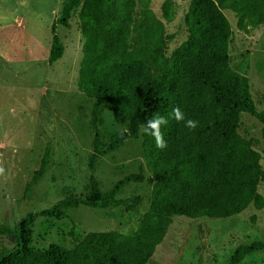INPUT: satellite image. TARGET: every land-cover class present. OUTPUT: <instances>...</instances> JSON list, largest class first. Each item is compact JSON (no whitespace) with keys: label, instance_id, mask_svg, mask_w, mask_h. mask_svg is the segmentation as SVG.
<instances>
[{"label":"trees","instance_id":"obj_1","mask_svg":"<svg viewBox=\"0 0 264 264\" xmlns=\"http://www.w3.org/2000/svg\"><path fill=\"white\" fill-rule=\"evenodd\" d=\"M150 0H63L60 15L51 29L47 64L63 52L55 26L69 28L75 15L82 38L76 89L93 101L95 121L101 109L124 121L104 152L129 140L139 147L151 185L147 212L136 230L87 232L65 249L50 244L40 250L31 246L35 217L66 218L80 206L92 210L123 207L129 201L114 196L125 182H139L130 175L107 192L89 180L86 196L65 197L37 213H26L12 226L0 225V235L11 237L13 246L0 250V264H148L164 238L172 217L225 219L251 205L262 209L257 192L264 182L255 140L238 134L241 113L260 124L264 140V113L257 111L246 77L229 66L231 30L222 11L233 13L236 28L248 34L264 26V0H189L183 17L185 39L166 54L164 22L173 20L170 0L160 6L161 20L149 8ZM179 107L185 120L177 122L172 110ZM154 115L168 123L161 131L167 147L155 146L139 125ZM198 121L195 130L185 127ZM46 157L25 183L23 194L43 174ZM264 251V241L238 245L225 264H239L253 253Z\"/></svg>","mask_w":264,"mask_h":264},{"label":"rangeland","instance_id":"obj_2","mask_svg":"<svg viewBox=\"0 0 264 264\" xmlns=\"http://www.w3.org/2000/svg\"><path fill=\"white\" fill-rule=\"evenodd\" d=\"M62 1L0 0V162L6 170L0 177V225L12 226L26 213H37L65 197L86 196L90 179L101 192L130 175L141 181L125 182L114 196L129 201L131 210L80 206L62 220L35 217L31 246L40 250L50 244L70 249L87 232L135 231L147 212L151 190L139 140L104 152L125 123L103 108L94 121L93 101L76 89L82 38L75 15L67 21L69 28L55 26L63 52L52 64L46 62ZM162 1L149 3L159 20ZM170 2L174 16L164 22L166 54L185 39L183 17L189 0ZM222 13L231 30L229 66L247 78L254 105L264 113V26L245 34L236 28L231 11ZM260 129L254 117L241 113L237 132L256 141L253 149L264 171ZM44 156L43 174L23 194ZM257 192L264 198V182ZM254 241H264V205L260 210L249 205L225 219L172 217L148 264H225L236 246ZM13 244L11 237L0 235V250ZM239 264H264V251Z\"/></svg>","mask_w":264,"mask_h":264},{"label":"clouds","instance_id":"obj_3","mask_svg":"<svg viewBox=\"0 0 264 264\" xmlns=\"http://www.w3.org/2000/svg\"><path fill=\"white\" fill-rule=\"evenodd\" d=\"M172 117L177 121H184L185 116L179 107H175L172 110ZM168 123L167 119L160 115H154L152 118L148 119L145 123L139 125V133L141 135H148L152 137L155 141V146L158 149L163 150L167 147L166 141L164 139L163 133L161 131L162 126ZM198 126V121L188 119L185 122V127L189 130H195ZM128 129L122 128L121 135L127 132ZM6 176V170L2 166V162H0V177Z\"/></svg>","mask_w":264,"mask_h":264}]
</instances>
